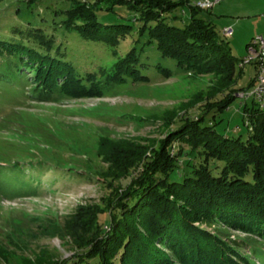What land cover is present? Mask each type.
Returning a JSON list of instances; mask_svg holds the SVG:
<instances>
[{
    "label": "rangeland",
    "instance_id": "1",
    "mask_svg": "<svg viewBox=\"0 0 264 264\" xmlns=\"http://www.w3.org/2000/svg\"><path fill=\"white\" fill-rule=\"evenodd\" d=\"M114 1L121 4L116 12H100L99 21L135 26L119 44L85 41L63 27L66 14L75 6L105 9ZM201 1L206 0H186L191 6ZM126 3L0 0V41L25 44L38 30L44 38L53 39V53L66 57L79 75L95 74L105 82L96 91L89 87L87 95L74 87L72 95L57 92L52 100L40 101L32 93L31 70L17 69L21 55L9 57L0 47V264H53L85 251L93 229H87L89 224L98 216L100 228H108L107 217L120 192L142 175L146 160L133 165L141 154L153 159L161 144L171 140L188 119L205 115L211 121L217 113L206 105L223 98L221 76L180 68L155 47H146L142 57L140 67L147 80L107 82L117 62L147 43V37L137 41L141 24ZM191 15L189 6L182 5L167 17L169 23L183 27ZM199 17L213 23L221 38L225 29H234V36L225 40L236 58V88L264 78V65L257 60L241 67L250 56L249 45L264 38V0H220L201 10ZM33 42L32 38L31 45L38 46ZM158 64L170 73L163 74ZM237 96L217 118L222 119L218 131L229 136L245 131L240 108L249 95ZM190 150L186 143H173L171 156L180 154L181 168L199 157ZM201 227L213 234L221 230L224 242L238 246V252L255 264H264L254 251L264 254L260 237L227 226Z\"/></svg>",
    "mask_w": 264,
    "mask_h": 264
},
{
    "label": "trees",
    "instance_id": "2",
    "mask_svg": "<svg viewBox=\"0 0 264 264\" xmlns=\"http://www.w3.org/2000/svg\"><path fill=\"white\" fill-rule=\"evenodd\" d=\"M123 1L129 2L128 10H134L135 20L141 24L137 41L147 37V43L134 47L116 63L108 83L127 78L147 80L140 67L142 57L146 47H155L180 68L220 75L223 98L206 105L208 111L217 112L211 121L205 115L188 119L171 140L161 144L153 159L141 154L133 165L146 160L144 171L120 192L119 201L108 214V228H100L96 216L87 227L93 228L87 249L71 260L53 264H255L251 257L238 252V246L224 242L221 230L213 234L201 226H227L264 241V83L259 77L246 87L236 88L237 64L230 43L219 36L213 23L199 17L202 9L188 5L186 0ZM114 2L105 9L77 5L66 14L63 27L85 41L117 45L123 36L134 32L135 26L99 21L100 12H116L121 4ZM182 5L189 6L192 15L179 27L169 23L167 15ZM31 35L25 44L0 41V47L9 57L21 55L17 69L31 70L35 81L32 93L38 100L50 101L57 92L72 95L70 89L74 87L87 95L98 90L97 85H104L95 74L79 75L66 57L53 53V39L44 38L38 30ZM32 38L38 46L31 45ZM257 61L264 65V61ZM156 68L165 75L170 73L161 64ZM239 93L249 95L240 108L245 131L229 136L218 131L222 119L217 118L235 103ZM175 141L186 143L199 157L181 168L180 154L171 156ZM254 251L264 263L262 251Z\"/></svg>",
    "mask_w": 264,
    "mask_h": 264
},
{
    "label": "built area",
    "instance_id": "3",
    "mask_svg": "<svg viewBox=\"0 0 264 264\" xmlns=\"http://www.w3.org/2000/svg\"><path fill=\"white\" fill-rule=\"evenodd\" d=\"M220 0H206L198 2L195 6L199 9L206 10L210 9L215 5L216 2H219ZM223 36L225 38H231L234 36V29L233 28H227L223 31ZM249 53L250 56L245 58L243 64L246 65L248 63H251L253 60H262L264 61V38L259 37L255 40V42L249 47ZM262 83H264V79L261 78Z\"/></svg>",
    "mask_w": 264,
    "mask_h": 264
}]
</instances>
